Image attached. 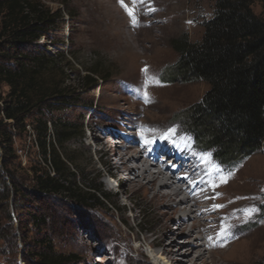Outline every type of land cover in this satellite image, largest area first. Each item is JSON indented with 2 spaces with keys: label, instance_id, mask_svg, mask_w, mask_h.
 Listing matches in <instances>:
<instances>
[{
  "label": "rangeland",
  "instance_id": "374dc122",
  "mask_svg": "<svg viewBox=\"0 0 264 264\" xmlns=\"http://www.w3.org/2000/svg\"><path fill=\"white\" fill-rule=\"evenodd\" d=\"M39 2L52 13L61 11L63 17L42 40L41 50L31 55L41 52L49 59L45 83L57 85L68 98L61 105L50 101L41 112L34 110L27 116L23 125L10 124L6 129L12 154L4 168L0 147V264H40L36 255L44 244H50L54 255L73 256L70 264H154L148 255L151 243L154 253L160 251L161 245L168 248L172 244L173 252L177 246H186L188 238L179 234L174 223L170 226L175 235H167L160 244L165 229L157 208L150 202L151 187L147 192H123L121 186L129 176L117 172L119 158L113 149L114 142L123 136L138 140V145L145 143V138H157L154 145L156 150L161 147L158 156L164 157L160 159L164 165L176 159V163L183 159L189 165L192 160L203 164L199 157L207 155L210 167L204 169V176L214 167L220 169L218 177L229 172L235 176L259 164L262 172L257 178L258 199L252 205L256 212L248 220L240 214L239 224L228 232V238L241 236L238 247H249L243 264H264V142L243 162L219 165L209 152L198 151L191 137L172 123L174 114L201 100L208 85L201 81L169 83L163 78L164 71L178 59L171 41L185 36L189 43L200 42L202 24L212 18L214 1L137 0L135 26L118 0ZM124 3L133 7L132 0ZM251 10L264 19L261 3L251 0ZM90 69L97 73V84L85 87L81 78ZM8 93V87L0 84V111ZM39 114L61 123L82 125L83 133L67 143L66 150L86 177L97 178L111 206L87 209L61 196L37 197L33 175L44 166L33 143L31 123ZM171 128L176 130L175 146L168 141L160 145L164 141L158 137ZM101 139L102 145L98 141ZM177 148L181 156L176 151L170 154L169 150ZM155 153L152 151V156ZM31 215L41 217L43 225L34 223ZM195 258L194 251L182 264H190Z\"/></svg>",
  "mask_w": 264,
  "mask_h": 264
},
{
  "label": "trees",
  "instance_id": "16d2710c",
  "mask_svg": "<svg viewBox=\"0 0 264 264\" xmlns=\"http://www.w3.org/2000/svg\"><path fill=\"white\" fill-rule=\"evenodd\" d=\"M213 1V16L203 22L200 42L189 43L185 36L171 41L178 59L163 78L208 85L201 100L174 114L172 123L191 137L198 151L209 152L219 165L232 166L258 152L264 142V19L253 14L251 0ZM255 1L264 11V0ZM62 17L61 11L52 13L39 0H0V84L9 89L0 111L4 168L12 154L7 127L23 125L34 110L41 112L50 101L61 105L68 98L57 85L45 83L49 59L41 52L31 55L41 50L42 40ZM96 75L94 69L87 71L82 85L95 86ZM40 114L31 123L44 166L33 175L37 197L61 196L87 209L111 206L97 178L86 177L66 150V144L83 133L82 125ZM14 192L19 194L16 187ZM31 216L43 225L41 217ZM42 248L36 255L40 264L74 262L73 256L54 255L50 244Z\"/></svg>",
  "mask_w": 264,
  "mask_h": 264
},
{
  "label": "bare ground",
  "instance_id": "6f19581e",
  "mask_svg": "<svg viewBox=\"0 0 264 264\" xmlns=\"http://www.w3.org/2000/svg\"><path fill=\"white\" fill-rule=\"evenodd\" d=\"M120 140L114 142L113 149L119 158L117 172L129 176L125 185L121 186L123 192L126 195L131 190L147 192V187H151L150 202L157 208L160 222L165 229L160 244L167 235H175L170 226L172 223L178 228L179 234L185 235L189 240L185 242L186 246H177V244L176 252H173L171 249L173 245L170 244L168 248L161 245L160 251L154 253L151 251L153 246L151 243L148 247V255L152 262L154 264H182L188 262L189 257L195 251L196 258L191 260L190 264H197V262L199 264H243L242 259L245 258V253H248L249 247L240 249L238 240L241 236L229 239L228 232L239 224L237 222L240 220V214L248 220L245 210L252 209V205H255L258 199L259 192L256 189L258 190L259 181L257 178L262 172L259 164L235 176H230L226 183H221L227 175L218 177L219 174L213 170L206 176L202 174L204 169L210 167L208 162L198 164L197 161L192 160V164L189 165L190 163L186 164L183 159L176 163L178 161L176 159L171 164L165 163L164 165L160 161L164 157L158 156V153H161L158 151L161 147L156 150V144L138 145V140L135 142V139L130 136H123ZM98 141L102 145L103 139ZM124 142L128 145H123ZM161 143L164 144L165 141L159 144ZM152 151L156 152L153 156ZM175 151L181 156L179 148L169 150L170 154ZM152 169H157V171L152 172ZM196 177L197 179L193 181ZM206 182H210V186H207ZM213 184H217L218 187H213ZM155 186L157 188H154ZM212 190L214 193H211ZM213 205L223 207L216 208ZM189 222H192L190 227ZM222 227L228 229L223 239L218 236Z\"/></svg>",
  "mask_w": 264,
  "mask_h": 264
},
{
  "label": "snow or ice",
  "instance_id": "6c2138e0",
  "mask_svg": "<svg viewBox=\"0 0 264 264\" xmlns=\"http://www.w3.org/2000/svg\"><path fill=\"white\" fill-rule=\"evenodd\" d=\"M118 2L121 4V7L124 8L126 14L129 16L130 20L132 21L133 25L135 26L137 21H136V17H135V4L137 2V0H132V5L133 7H129L128 5H126L124 3V0H118ZM142 2V0H141ZM154 10V9H152ZM145 72L147 71L146 69L144 70ZM145 101L148 102V98H147V94L145 93ZM175 137H176V130L174 128H171V129H168L165 133H162L158 139L160 141H168L169 143L173 144L175 146ZM156 139L157 138H145V145H148V146H151V145H154L156 143ZM200 159L204 162H209V157L207 155H204V156H201ZM214 171L216 172H219L220 169L217 168V167H214ZM232 175L231 172H229L227 174V176L225 178H223L221 180V183H226L227 182V179ZM213 187H218L217 184H213L212 185ZM262 191H264V189H262ZM219 207H223L222 205H217L216 208H219ZM256 212V209H248V210H245V216L248 218V219H251L252 216L254 215V213ZM227 232H228V229L227 228H224L222 227L221 228V232L218 234V236L223 239L226 237L227 235Z\"/></svg>",
  "mask_w": 264,
  "mask_h": 264
}]
</instances>
